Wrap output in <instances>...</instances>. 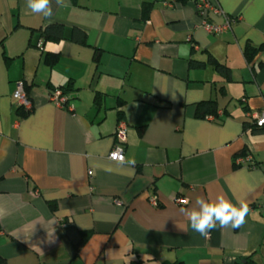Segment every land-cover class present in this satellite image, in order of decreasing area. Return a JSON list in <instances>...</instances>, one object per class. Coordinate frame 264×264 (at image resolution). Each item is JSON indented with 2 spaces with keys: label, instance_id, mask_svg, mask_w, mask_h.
Here are the masks:
<instances>
[{
  "label": "crops",
  "instance_id": "0c3cea01",
  "mask_svg": "<svg viewBox=\"0 0 264 264\" xmlns=\"http://www.w3.org/2000/svg\"><path fill=\"white\" fill-rule=\"evenodd\" d=\"M213 1L241 16L230 31L207 32L195 0H52L51 18L0 0L4 264H264V130L245 127L264 103V0ZM52 24L66 38L44 41ZM59 87L64 107L50 101ZM206 102L214 119L198 116ZM120 120L123 162L109 157ZM249 153L256 168L235 166ZM219 195L249 205L245 223L201 236L181 210Z\"/></svg>",
  "mask_w": 264,
  "mask_h": 264
},
{
  "label": "built area",
  "instance_id": "2783aa9c",
  "mask_svg": "<svg viewBox=\"0 0 264 264\" xmlns=\"http://www.w3.org/2000/svg\"><path fill=\"white\" fill-rule=\"evenodd\" d=\"M165 6H174V0H163ZM195 8L198 16L201 19L202 27L211 34H223L232 29V26L237 23L240 19V15H228L221 8L220 4L213 0H195ZM211 15L222 16L223 21L221 23L213 22ZM13 97L17 102L18 106L21 107L25 112L31 111L34 108V102L32 98L26 92L24 81H18L16 83V89ZM50 101L54 102L59 107H64L67 96H65L61 89L57 88L50 92ZM248 117L251 122L258 127H264L261 121H264V103L263 106L258 110H252L248 113ZM208 118L214 119L213 115H208ZM127 123L120 120L116 127L115 132V144L112 151L109 154L110 159L114 161H125V144L127 142ZM251 154H247L244 157H238L236 164L245 166L248 168H256L255 163L252 161ZM92 171H89V175H92ZM153 204L157 205V199L151 198ZM179 203L187 201L186 198H178Z\"/></svg>",
  "mask_w": 264,
  "mask_h": 264
},
{
  "label": "clouds",
  "instance_id": "9594fccd",
  "mask_svg": "<svg viewBox=\"0 0 264 264\" xmlns=\"http://www.w3.org/2000/svg\"><path fill=\"white\" fill-rule=\"evenodd\" d=\"M63 2L64 0H56L57 5ZM26 7L33 13L42 14L45 18H51L54 14L52 0H26ZM261 123L264 124V121ZM134 163L135 161H129V164L134 165ZM181 211L185 213L192 230L207 237L217 226L233 229L241 227L249 213V205L243 201L233 204L225 196L219 195L215 200L197 197L190 209Z\"/></svg>",
  "mask_w": 264,
  "mask_h": 264
},
{
  "label": "trees",
  "instance_id": "16d2710c",
  "mask_svg": "<svg viewBox=\"0 0 264 264\" xmlns=\"http://www.w3.org/2000/svg\"><path fill=\"white\" fill-rule=\"evenodd\" d=\"M156 1H163V0H156ZM184 1L185 0H174V5H177L178 3H181V2H184ZM152 4H153L152 2L145 3V5H144V11L147 12L150 9V7L152 6ZM42 38L44 39V41H55V42L61 41L62 39L66 38L65 37L64 26L61 25V24L48 25L42 31ZM72 39L75 42H77V43H84V42H86V35H85L84 32H82L80 30H76L72 34ZM259 49L260 48L248 46V48L245 51V54H246L247 59L249 60L251 58V56L253 54H255ZM47 58H48V61L50 63H54V61L56 59L55 57H49V56H47ZM211 62H213V61H211ZM216 64L218 65V68H220L221 71H223V72H227L228 71V68L224 67L223 65L218 64V63H216ZM25 88H26V92L29 95V97L32 98L31 97V93H30V89H29V87L27 86L26 83H25ZM54 89L55 88H53L52 90H54ZM59 89H61L62 92H63V94L65 96H67V92H68L69 88L59 87ZM65 105H66V103H65ZM18 108H19V111L21 112V114L23 116L28 115L33 110L32 109L31 111L25 112L21 107H18ZM197 113H198V116L199 117H205V116H208V115H213L214 116V114L217 113V110H215V107L213 105V102H206V103H204V105L202 106V108L201 107L200 108L198 107V112ZM245 127L246 128L251 127L252 130H254V131H256V130H264V127H258V126H256L255 124H253L251 122V120L245 123ZM234 164L237 167L241 166V165L236 164V163H234ZM255 165L257 166L256 163H255ZM0 264H4V260L3 259H0ZM173 264H181V263L177 262V263H173ZM239 264H241V263H239Z\"/></svg>",
  "mask_w": 264,
  "mask_h": 264
}]
</instances>
